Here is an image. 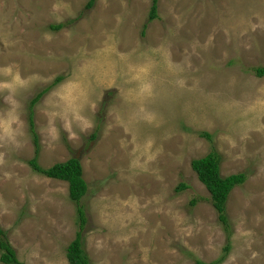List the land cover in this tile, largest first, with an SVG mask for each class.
I'll use <instances>...</instances> for the list:
<instances>
[{
    "label": "rangeland",
    "instance_id": "obj_1",
    "mask_svg": "<svg viewBox=\"0 0 264 264\" xmlns=\"http://www.w3.org/2000/svg\"><path fill=\"white\" fill-rule=\"evenodd\" d=\"M87 2L0 0V226L18 259L70 264L68 183L29 160L76 156L91 264L209 263L225 244L219 264H264V0H158L152 20L151 0ZM211 149L246 174L229 235L191 167Z\"/></svg>",
    "mask_w": 264,
    "mask_h": 264
},
{
    "label": "trees",
    "instance_id": "obj_2",
    "mask_svg": "<svg viewBox=\"0 0 264 264\" xmlns=\"http://www.w3.org/2000/svg\"><path fill=\"white\" fill-rule=\"evenodd\" d=\"M95 0H88L86 3V8H90ZM157 5L158 0H151L149 7V12L147 15L148 20H152L157 16ZM59 24L51 25V28H58ZM254 73L257 76H264V67H256ZM62 79V76L57 77L55 82ZM47 87L42 91L37 93L30 101V105L38 101L40 96L46 91ZM29 127L30 130H34L32 113L29 111ZM202 136L207 139H211V135L207 132H201ZM33 136H36L34 133ZM94 137V134L91 135ZM35 142V154L38 152V143L36 142V137H34ZM37 157L33 156L29 160V165L31 168L40 174H43L50 178H56L65 180L68 183V196L76 205V215L78 220V230L75 233L74 239L71 241L67 247L66 258L70 264H91L88 255L84 251V237L82 231L86 223V214L83 205L80 203L82 196L87 191V183L82 177V169L79 158L76 156H71L63 162H57L50 167H41L37 162ZM220 155L215 149H211L206 155L191 160V167L197 174L198 179L204 185V187L209 191L210 198L214 209L217 212L219 222L224 225L227 230V235H229V223L228 218L225 213L227 197L234 186L240 184L246 177L245 173L222 175L220 172ZM186 188V185L180 183L176 188L177 191ZM191 203H195L194 200ZM0 261L4 264H23L17 257L15 249L8 242L5 232L0 226ZM229 244L224 246V254L218 259L205 263L197 260L195 264H219L224 258L226 253H228Z\"/></svg>",
    "mask_w": 264,
    "mask_h": 264
},
{
    "label": "clouds",
    "instance_id": "obj_3",
    "mask_svg": "<svg viewBox=\"0 0 264 264\" xmlns=\"http://www.w3.org/2000/svg\"><path fill=\"white\" fill-rule=\"evenodd\" d=\"M211 199V198H210ZM212 203V202H211ZM213 206V205H212Z\"/></svg>",
    "mask_w": 264,
    "mask_h": 264
}]
</instances>
